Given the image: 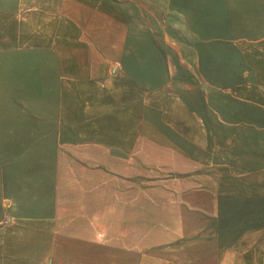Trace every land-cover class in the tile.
<instances>
[{"label": "rangeland", "instance_id": "obj_1", "mask_svg": "<svg viewBox=\"0 0 264 264\" xmlns=\"http://www.w3.org/2000/svg\"><path fill=\"white\" fill-rule=\"evenodd\" d=\"M262 9L0 0V264H264V212L240 209L249 203L224 170L188 176L140 139L142 111L127 104L153 84L139 90L128 74L137 48L163 41L178 74L204 82Z\"/></svg>", "mask_w": 264, "mask_h": 264}, {"label": "crops", "instance_id": "obj_2", "mask_svg": "<svg viewBox=\"0 0 264 264\" xmlns=\"http://www.w3.org/2000/svg\"><path fill=\"white\" fill-rule=\"evenodd\" d=\"M259 14L244 32L226 39L235 55L225 57L221 50L207 64L204 82L190 73L178 74L163 41L152 43V53L137 48L128 74L139 90L146 89V76L153 84L151 91L129 98L127 104L142 111L136 121L140 139L178 156L192 167L188 176L199 174L195 166L205 172L224 170L235 181L231 192L249 203L240 209L264 212V10ZM147 65L158 70L146 71Z\"/></svg>", "mask_w": 264, "mask_h": 264}]
</instances>
